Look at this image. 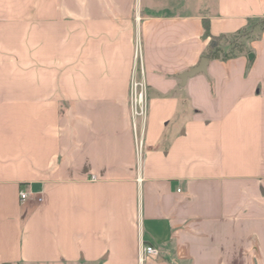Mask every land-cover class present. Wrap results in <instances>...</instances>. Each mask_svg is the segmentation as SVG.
I'll return each mask as SVG.
<instances>
[{"label":"crops","instance_id":"crops-1","mask_svg":"<svg viewBox=\"0 0 264 264\" xmlns=\"http://www.w3.org/2000/svg\"><path fill=\"white\" fill-rule=\"evenodd\" d=\"M214 5L0 0V264H264V0Z\"/></svg>","mask_w":264,"mask_h":264},{"label":"built area","instance_id":"built-area-1","mask_svg":"<svg viewBox=\"0 0 264 264\" xmlns=\"http://www.w3.org/2000/svg\"><path fill=\"white\" fill-rule=\"evenodd\" d=\"M135 68L141 76L144 75V67H143V49L142 44H136L135 49ZM147 82L144 78L137 79L136 72L133 76L131 83V111L134 117L143 116L145 117L147 114ZM136 128V124H135ZM139 151L143 148V140L140 138L137 141ZM31 198H35L37 201H41L42 197L36 195L29 188H22L20 191V199L21 201H26ZM144 255L158 257L160 255V250L151 245H144L141 249L140 259L143 260Z\"/></svg>","mask_w":264,"mask_h":264},{"label":"rangeland","instance_id":"rangeland-1","mask_svg":"<svg viewBox=\"0 0 264 264\" xmlns=\"http://www.w3.org/2000/svg\"><path fill=\"white\" fill-rule=\"evenodd\" d=\"M160 1L162 2V5H164V3L167 4V6H165L167 12L206 13V11H208L209 9H214V7H216V5H214V2L216 0H160ZM138 43L140 42L138 41L136 44ZM233 50H235V53H237V48H233Z\"/></svg>","mask_w":264,"mask_h":264},{"label":"trees","instance_id":"trees-1","mask_svg":"<svg viewBox=\"0 0 264 264\" xmlns=\"http://www.w3.org/2000/svg\"><path fill=\"white\" fill-rule=\"evenodd\" d=\"M261 24H262V26H264V18L261 20ZM210 25H211V24H210V20L205 18V19H204L205 35H210ZM244 33H245V32H243V34H244ZM238 45H239V44L236 42V43L234 44V47L237 48ZM213 48L217 49L218 46H215V47H213ZM235 55H236L235 50H231L230 52L223 54V55H222V58H223V59H228V58H231V57H233V56H235ZM216 56L219 57V54L216 53Z\"/></svg>","mask_w":264,"mask_h":264},{"label":"water","instance_id":"water-1","mask_svg":"<svg viewBox=\"0 0 264 264\" xmlns=\"http://www.w3.org/2000/svg\"><path fill=\"white\" fill-rule=\"evenodd\" d=\"M216 44H217L216 41H214V42L212 43V45H216ZM249 58H250V59L253 58V54H252V53L249 54ZM206 61H207V59L204 58L203 61H202V63L205 64ZM201 68H202V67H200V66H196V67L192 68L191 70L185 72V74L183 75V77L185 78V77H188V76L195 75V74H197L198 72L201 71Z\"/></svg>","mask_w":264,"mask_h":264}]
</instances>
